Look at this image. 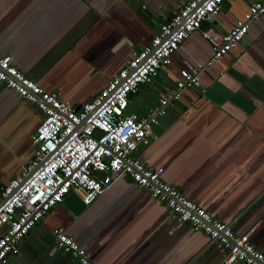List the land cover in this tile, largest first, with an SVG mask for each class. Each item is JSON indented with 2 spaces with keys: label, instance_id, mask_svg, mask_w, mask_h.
<instances>
[{
  "label": "crops",
  "instance_id": "0c3cea01",
  "mask_svg": "<svg viewBox=\"0 0 264 264\" xmlns=\"http://www.w3.org/2000/svg\"><path fill=\"white\" fill-rule=\"evenodd\" d=\"M185 1L0 0V54L43 89L80 106ZM250 1L224 0L209 22L228 30ZM209 56L199 31L190 33L170 63L128 96L125 113L144 116L174 84L183 60L198 64ZM199 84L157 117L149 143L135 155L235 234L248 233L264 253V13L236 47L200 72ZM39 120L31 103L0 82V188L28 159ZM55 226L84 248L88 264H222L214 241L176 225L163 203L126 178L87 205L79 193L65 195L5 264H80L54 246Z\"/></svg>",
  "mask_w": 264,
  "mask_h": 264
},
{
  "label": "built area",
  "instance_id": "2783aa9c",
  "mask_svg": "<svg viewBox=\"0 0 264 264\" xmlns=\"http://www.w3.org/2000/svg\"><path fill=\"white\" fill-rule=\"evenodd\" d=\"M223 4L224 0H186L159 25L150 41L77 109L55 91L45 90L28 78L13 65L9 54H0V82L40 113L29 135L32 149L28 159L0 188V264L18 253L20 241L65 195L79 193L87 205L119 178L130 180L150 198L163 203L176 225L186 223L214 241L223 252L222 264H264V253L253 246L248 233L235 234L229 224L162 180L160 168L146 166L135 155L149 143L157 117L181 97L182 90L199 88L200 72L236 47L250 21L264 13V0H252L242 16L228 30L221 31L209 20ZM194 31H199L209 44L208 59L198 64L183 60L178 78L164 89L157 105L144 116L126 114L128 96L168 65L171 54ZM51 235L56 248L80 264L89 263L84 248L61 226L53 227Z\"/></svg>",
  "mask_w": 264,
  "mask_h": 264
},
{
  "label": "water",
  "instance_id": "95a60500",
  "mask_svg": "<svg viewBox=\"0 0 264 264\" xmlns=\"http://www.w3.org/2000/svg\"><path fill=\"white\" fill-rule=\"evenodd\" d=\"M263 15V14H262ZM79 106H76L75 109H77Z\"/></svg>",
  "mask_w": 264,
  "mask_h": 264
}]
</instances>
